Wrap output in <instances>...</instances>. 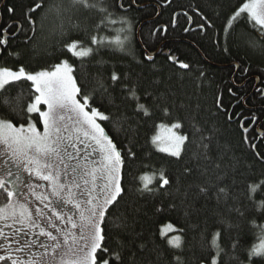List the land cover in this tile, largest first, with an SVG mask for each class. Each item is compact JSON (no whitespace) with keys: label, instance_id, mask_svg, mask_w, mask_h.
Wrapping results in <instances>:
<instances>
[{"label":"trees","instance_id":"trees-1","mask_svg":"<svg viewBox=\"0 0 264 264\" xmlns=\"http://www.w3.org/2000/svg\"><path fill=\"white\" fill-rule=\"evenodd\" d=\"M245 2L105 0L118 22L101 29L99 36L109 40L126 36L120 50L91 45L89 36L100 15L74 6L72 0H0V28L11 26V35H16L1 56L0 67L22 66L36 73L54 70L67 60L81 93L90 94V105L109 116L100 124L121 151L123 191L106 217V243L110 250L119 248L118 240L125 243L126 264L133 254L135 264H177L176 256L183 264H210L213 234L223 233L224 217L231 224L228 235L240 241L237 255L242 264H248L247 250L260 242L264 209L247 199V188L250 182L264 179V135L258 134L259 126L264 132V37L245 14L226 29ZM36 3L42 7L31 13L35 24L30 25L25 13ZM54 6H59V13ZM9 7L15 9L13 15L7 12ZM189 17L197 29L187 32ZM250 39L259 46H249ZM73 40L93 47V54L74 57L65 47ZM146 53L156 55L148 60ZM113 73L119 80L111 79ZM132 87L150 115L137 111L136 101L128 98ZM17 94L20 104L15 100L11 104L19 110L31 97L30 82L15 83L6 93ZM0 118L22 122L2 103ZM117 121L123 130L114 126ZM177 122L188 140L182 154L174 157L158 150L152 138L160 124ZM161 173L167 185L161 186ZM145 176L151 178V191L142 190ZM220 187L229 193L227 202L216 199ZM261 198L258 193L256 199ZM230 209H240L243 215ZM228 210L232 213L226 214ZM117 218L127 227H114ZM168 224L178 231L168 232L167 237L180 235L182 249L161 237ZM252 264H264V258L254 257Z\"/></svg>","mask_w":264,"mask_h":264},{"label":"snow or ice","instance_id":"snow-or-ice-1","mask_svg":"<svg viewBox=\"0 0 264 264\" xmlns=\"http://www.w3.org/2000/svg\"><path fill=\"white\" fill-rule=\"evenodd\" d=\"M72 3L74 6L82 5L85 9L95 10L100 15L95 32L89 36L91 45L114 46L123 50L126 36L121 39L117 35L114 40L99 36L101 29L118 22L105 0H72ZM41 7V3H36L26 11L25 18L30 25L35 24L31 13ZM54 7L59 13V6ZM120 7L123 8V4ZM7 12L13 15L15 9L9 7ZM241 14H245L254 26L258 25V35L264 37V0H246L230 17L226 29ZM119 22L125 23L124 20ZM10 28H0V55L8 48L9 39L5 34L10 33ZM248 43L249 46H257L253 39ZM65 47L76 58L88 57L95 50L85 46L81 40H73ZM146 59L151 60L152 57L146 56ZM180 67L189 66L181 64ZM73 71V66L67 60L55 65L54 70L36 73L26 72L22 66L19 70L0 67V103L10 107L22 121L17 125L11 120L0 118V252L4 253L0 255V264H126L125 243L118 240L119 248L110 250L105 234L109 208L123 191L120 184L122 154L105 128L98 123V120H108L109 116L90 105L92 97L81 93L72 75ZM111 79L117 81L119 76L113 73ZM20 81L30 82L31 97L17 110L11 102L15 100L19 105L20 94L10 97L6 93L11 85ZM128 98L136 101L137 111L145 116L150 115L148 108L139 102L135 87L128 89ZM42 106H46V109ZM37 124H41L42 129ZM114 126L118 130L124 129L119 121L114 122ZM159 127L167 135L154 136L152 142L158 146L163 143L165 146L160 151L179 157L188 140L187 135L175 131L182 125L177 122L170 127L165 124ZM79 145H83V149ZM89 148L90 152L87 151ZM82 151L86 154L80 155ZM94 153L99 154L98 158L90 159ZM129 154H132L131 149ZM22 173L47 182V194L31 192L43 204V208L37 207L33 211L27 197L24 201L17 199L24 195L16 191L25 184ZM98 180L103 183L98 185ZM141 180L142 190L151 191L148 188L151 178L145 176ZM160 180L161 186L169 183L163 173L160 174ZM27 186L30 190L33 188L31 183ZM201 192L206 194L207 189L202 188ZM258 193L264 197V179L250 182L247 188V199L257 209H264V198L256 199ZM228 196L225 188L217 189L218 202L222 198L227 202ZM44 209H47V213ZM232 210L243 215L240 209ZM221 224L223 233L217 230L211 241L210 250L214 255L210 258V264H242L237 255L240 241L228 235L231 228L228 218H222ZM113 226L122 229L127 227L123 221H114ZM3 227L13 231L5 233ZM259 227L260 242L247 250L248 264H252L254 257L264 258V225ZM169 231L178 230L171 224L165 225L160 233L162 238H166L165 243L182 249V237L175 235L168 238ZM30 236L45 237L46 240H30ZM34 247L42 251H33ZM175 259L177 264H183L179 256ZM127 264H135L134 254L128 257Z\"/></svg>","mask_w":264,"mask_h":264},{"label":"rangeland","instance_id":"rangeland-1","mask_svg":"<svg viewBox=\"0 0 264 264\" xmlns=\"http://www.w3.org/2000/svg\"><path fill=\"white\" fill-rule=\"evenodd\" d=\"M58 21V20H57ZM259 45L257 44V47H258ZM27 72V71H26ZM72 75H73V73H72ZM78 98V97H77ZM45 109H46V106H45ZM69 123H71V121H69ZM98 123H100V120H98ZM166 125V124H165ZM167 126H171V125H167ZM38 127V126H37ZM39 128V127H38ZM175 131H177L179 134H182V133H180L179 132V129H175ZM167 135V133L163 130V129H161L159 126H158V129H157V132H156V134L154 135V136H161V137H164V136H166ZM155 146H156V148L158 149V150H160V148L161 147H164L165 145L163 144V143H160L159 144V146L157 145V144H155ZM79 147L80 148H82L83 149V145H79ZM183 149H184V146H183ZM87 151L88 152H90L91 151V148H89V149H87ZM162 152V151H161ZM182 152H183V150H182ZM182 152H181V154H182ZM164 153H167V154H169L168 152H164ZM86 154V152H81L80 153V155H85ZM180 154V155H181ZM98 153H94L93 154V156L90 158V159H95V158H98ZM23 175L22 176H24L26 179H27V181L28 182H30L32 185H33V188L30 190L29 188H28V184L27 183H25L23 186H22V190H21V192L24 194L23 196H20L18 199L19 200H21V201H24V199H25V197H27V199L28 200H30L31 201V204H30V207L32 208V210L33 211H35V209L37 208V207H39V208H43V204H40V202L38 201V200H36L35 199V197L34 196H32L31 195V192L32 191H34L35 193H37V194H40V193H44V194H47V192H48V189H47V182L46 181H40V180H37V179H35L34 177H28L27 176V174L26 173H22ZM120 175H121V173H120ZM32 180V181H31ZM103 183V181L102 180H98L97 181V184L98 185H101ZM120 184H121V180H120ZM36 185H40V187H36ZM97 191H99V187L97 188ZM0 202H2V198H0ZM44 211H45V213H47V209H44ZM229 213H232V212H230L229 210L226 212V214H229ZM54 219V218H53ZM15 227H19V225H16ZM3 230H4V232L5 233H11L12 231H13V229H10V228H7V227H3ZM169 232H172V231H169ZM28 239H36V240H46V238L45 237H39V236H36V237H28ZM33 251H36V252H39V251H42L41 249H39L38 247H34L33 249H32ZM4 253H2V252H0V255H3ZM9 264H10V262H9Z\"/></svg>","mask_w":264,"mask_h":264},{"label":"flooded vegetation","instance_id":"flooded-vegetation-1","mask_svg":"<svg viewBox=\"0 0 264 264\" xmlns=\"http://www.w3.org/2000/svg\"><path fill=\"white\" fill-rule=\"evenodd\" d=\"M159 13H160V10H159ZM189 18H190V17H189ZM0 19H1V14H0ZM176 21H177V16L175 17V24H176ZM192 23H193V22H192V19L190 18V24H189V26H188L187 32H188L191 28H192V30H196V29H197L196 27H193V26H192ZM1 24H2V23L0 22V26H1ZM18 29H19V31H20L21 28L19 27ZM19 31H18V32H19ZM5 36H7V38H8L9 41H10V40L13 39L16 35H13V36H12V35H11V32H10L9 34H5ZM165 53H169V52H165ZM1 56H2V55H1ZM1 56H0V58H1ZM174 60H176V59H174ZM173 63H174V62H173ZM175 64H179V63H178V60L175 62ZM237 68H238V67H237ZM258 83H259V80H258V82H257V85H258ZM246 131H247V133L249 132L248 129H247ZM258 134H259V135H262V136L264 135V132L260 130V126L258 127ZM22 175H23V174H22ZM22 177H23L25 183H27V184L30 183V182L27 181V179H26L24 176H22ZM31 181H32V180H31ZM22 186H23V185H22ZM22 186L16 189V191H17L18 193L21 192V190H22ZM19 197H20V196H18L17 199H18Z\"/></svg>","mask_w":264,"mask_h":264},{"label":"water","instance_id":"water-1","mask_svg":"<svg viewBox=\"0 0 264 264\" xmlns=\"http://www.w3.org/2000/svg\"><path fill=\"white\" fill-rule=\"evenodd\" d=\"M3 5H4V4H3ZM141 28H142V27H140L139 30H138V38H139V40H140ZM155 55H156V54H150V53H148V56H151V57H152L151 60L154 59ZM0 56H1V55H0ZM175 62H176V61L174 60V63H175Z\"/></svg>","mask_w":264,"mask_h":264},{"label":"bare ground","instance_id":"bare-ground-1","mask_svg":"<svg viewBox=\"0 0 264 264\" xmlns=\"http://www.w3.org/2000/svg\"><path fill=\"white\" fill-rule=\"evenodd\" d=\"M167 56L169 55V53H165ZM146 55L148 56V53H146Z\"/></svg>","mask_w":264,"mask_h":264}]
</instances>
